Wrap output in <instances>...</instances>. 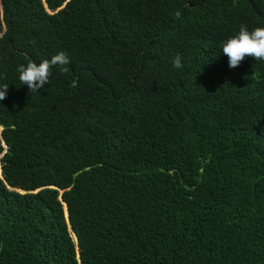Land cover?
I'll return each instance as SVG.
<instances>
[{"label":"trees","instance_id":"obj_1","mask_svg":"<svg viewBox=\"0 0 264 264\" xmlns=\"http://www.w3.org/2000/svg\"><path fill=\"white\" fill-rule=\"evenodd\" d=\"M242 24L264 0H0V264H264V61L222 54Z\"/></svg>","mask_w":264,"mask_h":264},{"label":"clouds","instance_id":"obj_2","mask_svg":"<svg viewBox=\"0 0 264 264\" xmlns=\"http://www.w3.org/2000/svg\"><path fill=\"white\" fill-rule=\"evenodd\" d=\"M180 17L181 13L177 10L175 18L180 19ZM222 54L227 56L229 68L238 67L248 57L256 61H264V27L249 30L247 26L240 25L238 31L222 43ZM69 63L70 58L64 51H60L50 59H44L39 63L28 59L26 64H19L16 71L21 85H26L31 92H37L49 82L54 68L59 67L62 73H68L69 68L66 65ZM172 64L177 69L184 66L179 54L173 58ZM71 86L73 88L77 86L76 79L71 81ZM8 89V84L0 85V101L6 99Z\"/></svg>","mask_w":264,"mask_h":264}]
</instances>
